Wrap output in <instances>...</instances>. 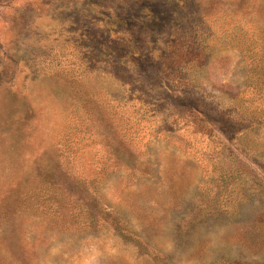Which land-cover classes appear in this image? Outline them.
I'll use <instances>...</instances> for the list:
<instances>
[{"label": "rangeland", "instance_id": "1", "mask_svg": "<svg viewBox=\"0 0 264 264\" xmlns=\"http://www.w3.org/2000/svg\"><path fill=\"white\" fill-rule=\"evenodd\" d=\"M0 264H264V0H0Z\"/></svg>", "mask_w": 264, "mask_h": 264}]
</instances>
